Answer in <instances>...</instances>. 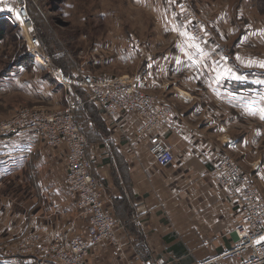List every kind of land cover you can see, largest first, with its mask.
<instances>
[{
  "label": "crops",
  "instance_id": "crops-1",
  "mask_svg": "<svg viewBox=\"0 0 264 264\" xmlns=\"http://www.w3.org/2000/svg\"><path fill=\"white\" fill-rule=\"evenodd\" d=\"M139 1L147 5L150 0ZM178 4L170 0L158 8L164 14L163 30L178 37L177 44L156 51L129 45L136 59L134 70L126 73L145 74L144 89L173 109L179 131L155 133L171 147L173 164L160 168L154 163L146 134L132 147L139 127L133 115L121 119V128H110L91 102L87 104L95 115L84 105L76 113L86 114L89 128H79L86 138L91 174L109 210L124 224L119 235L123 247L100 243L91 248L85 264H237L216 259L234 244L233 229L242 218L209 169L217 151L243 155L244 160L247 153L253 156L250 121L264 126V69H242L224 44L209 39L207 30V41L191 39L180 22ZM9 76L0 78L4 87L20 78ZM261 129L263 134L259 130L257 135L263 137ZM63 159L61 151L48 148L35 134L0 139V188L11 181L18 196L20 190L27 193L25 232L40 230L46 242L72 235L89 238L78 210L65 201ZM21 212L15 213L19 219ZM0 264L13 262L0 256ZM26 264L50 263L29 258Z\"/></svg>",
  "mask_w": 264,
  "mask_h": 264
},
{
  "label": "rangeland",
  "instance_id": "rangeland-1",
  "mask_svg": "<svg viewBox=\"0 0 264 264\" xmlns=\"http://www.w3.org/2000/svg\"><path fill=\"white\" fill-rule=\"evenodd\" d=\"M169 2L150 0L146 5L139 0H33L29 13L43 55L49 58V67H44L40 62L35 64L25 50L17 27L0 21L3 34L0 39V78L4 75L9 79L12 73L20 77L14 82L9 81L5 87L0 83V120L9 118L21 108L47 112L62 110L69 93L81 100L86 111L93 115L85 92L65 89L53 72L62 71L66 77H70L71 71L83 67L115 76L131 73L135 68L132 60L136 59L128 51L132 40L137 39L139 46L154 48L155 51L177 44L178 37H169L163 30L164 14L158 11ZM178 2L177 9L182 6L189 8L203 29V39H195L189 34L191 39L207 41V30L209 39L224 44L231 59L242 69H264V0ZM184 25L189 29L187 24ZM189 40L186 37V41ZM75 120L78 126L82 125L88 130L86 114H76ZM250 123L253 126V156L245 153L247 160L243 159V155L237 154V158L231 156L250 174L264 195V136L257 135L264 126L254 121ZM22 176L25 177L24 174ZM12 188L16 187L12 186L11 181L0 188V248L16 256L20 236L28 233L25 230H28L29 212L28 203L23 199L27 193L20 190L18 196ZM19 210L22 211L21 219L15 214ZM114 217L124 227L115 214ZM83 223L86 227L87 223L84 220ZM20 231L24 233L18 234Z\"/></svg>",
  "mask_w": 264,
  "mask_h": 264
},
{
  "label": "built area",
  "instance_id": "built-area-1",
  "mask_svg": "<svg viewBox=\"0 0 264 264\" xmlns=\"http://www.w3.org/2000/svg\"><path fill=\"white\" fill-rule=\"evenodd\" d=\"M32 1L0 0V21L17 27L25 50L35 64L40 62L44 67H49V58L44 56L34 33V22L29 13ZM178 11L182 23L189 26L190 35L203 39V29L190 9L182 6ZM131 44L139 46L137 39L132 40ZM53 74L65 89L85 92L89 102L101 112L108 127L121 128V119L127 114L133 115L139 127L132 147L140 143L146 134L149 155L154 163L160 168L173 164L171 147L155 135L163 129L173 133L179 131L173 119V109L161 97L144 89L145 74L115 76L83 67L71 71L70 77H66L62 71H54ZM68 96L62 110L47 112L21 108L9 118L0 120V139L35 134L48 148L62 152L66 176L65 201L76 207L79 217L87 223L89 238L72 235L67 239L54 238L46 242L39 231L24 233L20 236L16 256L0 248V256L10 259L13 264H26L29 258L38 263L85 264L91 248L100 243L107 242L119 248L124 245L119 238L123 226L109 210L103 190L91 174L86 138L75 120L83 102L72 93ZM213 155L209 174L216 186L226 190L230 203L237 205L242 218L233 229L234 244L216 259H231L237 264H264V195L250 174L230 155L222 151ZM140 264L151 263L142 261Z\"/></svg>",
  "mask_w": 264,
  "mask_h": 264
},
{
  "label": "trees",
  "instance_id": "trees-1",
  "mask_svg": "<svg viewBox=\"0 0 264 264\" xmlns=\"http://www.w3.org/2000/svg\"><path fill=\"white\" fill-rule=\"evenodd\" d=\"M4 23H6L5 21H3ZM2 29H1V26H0V39L2 38Z\"/></svg>",
  "mask_w": 264,
  "mask_h": 264
}]
</instances>
